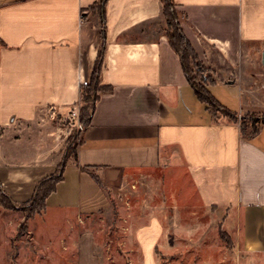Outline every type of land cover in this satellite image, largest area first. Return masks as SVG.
I'll list each match as a JSON object with an SVG mask.
<instances>
[{"label": "crops", "instance_id": "1", "mask_svg": "<svg viewBox=\"0 0 264 264\" xmlns=\"http://www.w3.org/2000/svg\"><path fill=\"white\" fill-rule=\"evenodd\" d=\"M96 1L0 0V182L16 202L30 200L59 162H41L53 136L31 146L29 155L6 129L41 118L46 107L81 102V85L91 80L101 44L103 12L93 7ZM172 1L214 76L208 87L216 99L227 108L235 101L237 115L264 109V0ZM162 8L161 0L104 5L101 84L113 89L96 101L77 160H68L45 207L59 208L63 223L77 228V264H100L95 233L84 223L110 202L82 167L122 175L180 161L205 206L244 210L251 229L264 227V123L248 136L235 120L206 108L169 42ZM134 229L142 264H157L162 222L152 216Z\"/></svg>", "mask_w": 264, "mask_h": 264}, {"label": "rangeland", "instance_id": "2", "mask_svg": "<svg viewBox=\"0 0 264 264\" xmlns=\"http://www.w3.org/2000/svg\"><path fill=\"white\" fill-rule=\"evenodd\" d=\"M176 10L183 19L182 12ZM204 74L214 77L207 67ZM230 103L228 109L234 112L235 101ZM80 106L81 102L76 107H46L40 111L41 118L20 121L7 128L6 135L21 140L20 151L28 148L29 155L33 153L31 146L53 136L44 144L53 149L41 162L60 164L66 153L73 158L80 144L85 127L79 119ZM216 114L220 119H232ZM233 119L249 132L256 120L261 124L264 109ZM75 130L79 134L72 135ZM174 165L122 175L96 170L110 202L105 212L88 216L84 224L95 233L100 264H142L134 228L152 216L164 227L156 250L157 264H264V227L251 229L244 210L240 214L234 209L205 206L186 166L180 161ZM25 203L14 202L9 208L0 204V264H77V228L63 223L59 208L54 207L25 219ZM254 236L263 238L258 241Z\"/></svg>", "mask_w": 264, "mask_h": 264}, {"label": "trees", "instance_id": "3", "mask_svg": "<svg viewBox=\"0 0 264 264\" xmlns=\"http://www.w3.org/2000/svg\"><path fill=\"white\" fill-rule=\"evenodd\" d=\"M163 4V14L166 19V35L168 36L169 42L174 50L179 54L181 58V63L183 69L188 77L189 82L194 87L198 98L206 104V108L215 115L216 113H222L225 116L231 117L232 120L237 116L236 112L228 109L224 104H222L216 97L211 93L208 85L214 81L211 75L204 74L206 70L205 65L200 60L197 52L193 48L191 42L185 35L183 28L181 26V21L178 16L175 4L172 0H161ZM106 0H97L93 7H98L101 12V44L98 50L97 59L92 72V77L90 82L81 85V106L79 119L86 127L91 120L92 113L95 108L96 101L100 98L101 93L108 92L113 89L111 85L101 84V75L104 64V55L107 45L106 40V25H105V13L104 5ZM103 15V16H102ZM259 120H256L254 124L251 125V130L246 131L244 126H242V133L248 136L256 134L260 129ZM264 123V119L261 121ZM244 125H246L244 123ZM246 127V126H245ZM72 135L79 134V130H75ZM79 146V145H78ZM78 146L75 148L74 156L77 160L78 156ZM72 156L68 153L65 154L64 159L58 164L56 171L43 178L38 182L35 188L33 197L26 201L24 207L27 215L25 219H29L36 213L43 211L46 207V198L56 190L57 183L63 178V171ZM82 169L88 170L94 179L100 184L99 177L96 170L100 169L91 167H82ZM18 203L10 197V195L5 192L2 188L0 182V204L6 208L11 207L10 204ZM26 223H22L24 225Z\"/></svg>", "mask_w": 264, "mask_h": 264}, {"label": "built area", "instance_id": "4", "mask_svg": "<svg viewBox=\"0 0 264 264\" xmlns=\"http://www.w3.org/2000/svg\"><path fill=\"white\" fill-rule=\"evenodd\" d=\"M82 130H83V128H82Z\"/></svg>", "mask_w": 264, "mask_h": 264}]
</instances>
